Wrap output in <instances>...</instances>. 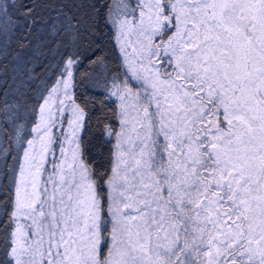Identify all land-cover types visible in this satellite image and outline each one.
Segmentation results:
<instances>
[{
    "label": "snow or ice",
    "instance_id": "obj_1",
    "mask_svg": "<svg viewBox=\"0 0 264 264\" xmlns=\"http://www.w3.org/2000/svg\"><path fill=\"white\" fill-rule=\"evenodd\" d=\"M0 264H264V0H0Z\"/></svg>",
    "mask_w": 264,
    "mask_h": 264
},
{
    "label": "trees",
    "instance_id": "obj_2",
    "mask_svg": "<svg viewBox=\"0 0 264 264\" xmlns=\"http://www.w3.org/2000/svg\"><path fill=\"white\" fill-rule=\"evenodd\" d=\"M68 2L69 3H71V0H68ZM105 52H107V49H105L104 50ZM99 54H102V53H98V55ZM109 55H111V53H109ZM85 63H87V62H85ZM111 63H115L114 61L113 62H111ZM84 69L82 68L81 69V71H83ZM83 100V97H81L80 98V101H78V102H81ZM100 113L97 111V112H95V113H91L90 115H91V120H90V127H89V130H88V132L87 133H85V139L87 140V139H89L93 134H95V132H96V129H95V127H94V125H95V122H96V117L99 115Z\"/></svg>",
    "mask_w": 264,
    "mask_h": 264
}]
</instances>
